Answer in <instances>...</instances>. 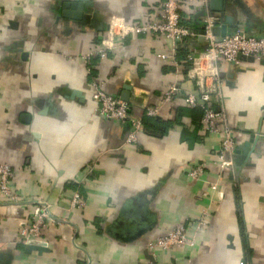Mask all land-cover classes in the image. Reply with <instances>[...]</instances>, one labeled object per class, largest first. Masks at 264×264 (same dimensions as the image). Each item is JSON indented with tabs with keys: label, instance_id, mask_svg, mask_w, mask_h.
Masks as SVG:
<instances>
[{
	"label": "crops",
	"instance_id": "crops-1",
	"mask_svg": "<svg viewBox=\"0 0 264 264\" xmlns=\"http://www.w3.org/2000/svg\"><path fill=\"white\" fill-rule=\"evenodd\" d=\"M67 1L0 0V163L12 169L23 206L0 200V264H264V61L219 60L217 79L207 80L216 89L210 106L224 112L235 147L257 138L239 166L220 169L219 137L183 99L197 92L186 73L203 43L180 44L185 72L183 62L174 68L158 57L170 50L160 35L126 37L91 63L92 79L119 99L129 88V119L157 107L156 118L173 122L161 137L142 128L136 143H126L129 119L96 112L83 56L106 36L111 18L158 19L164 0H88L87 23L60 15ZM179 13L193 30L210 14L220 37L236 30L264 37V0H224L220 16L209 1L207 8L183 3ZM172 84L177 93L163 103ZM72 91L78 97L69 98ZM194 163L204 165L197 180L187 173ZM91 164L79 184L84 207L72 209L73 184ZM36 204L50 217L37 242L46 249L22 253L17 239ZM203 215L197 231L191 224ZM178 224L192 247L153 246Z\"/></svg>",
	"mask_w": 264,
	"mask_h": 264
},
{
	"label": "built area",
	"instance_id": "built-area-1",
	"mask_svg": "<svg viewBox=\"0 0 264 264\" xmlns=\"http://www.w3.org/2000/svg\"><path fill=\"white\" fill-rule=\"evenodd\" d=\"M209 0H164L158 19L148 20L138 24H126L122 19L111 18L107 24L106 36L101 38L97 46L83 56V62L90 71L93 60H104L107 54L113 51L119 43L128 36L139 34H157L168 40L170 50L167 53H161L158 57L168 65L177 68V49L186 39L203 37L204 48L200 50L197 56L189 58L190 67L187 70V77L195 81L197 87L196 93L185 95L184 104L188 108H198L201 110V122L209 133L216 134L219 137L218 161L220 169H225L232 165V154L235 148V142L232 136L231 128L228 126L224 112L215 110L210 106L211 92L207 85V80L217 79V63L219 60L232 65H237L239 56L243 58H252L264 61V37L249 36L240 30H236L227 36H218L215 33L216 19L212 15H207L201 20L200 35L197 30L182 26L180 23L179 8L183 3L199 5L207 8ZM91 98L94 101L96 112L107 120L116 122L126 121L129 113L128 103L113 97L106 93L102 84L92 79L90 82ZM177 86L170 85L163 94L162 102L169 103L177 93ZM158 112L157 107H148L144 115L154 117ZM141 129V118L132 117L129 119V132L126 137V143H136L138 133ZM93 164L88 170L81 173L76 179L78 186L86 180L90 174ZM204 165L194 163L187 171L188 176L194 180L200 179L204 173ZM13 171L8 164L0 163V200L11 206L21 207L20 198L12 186ZM214 189V186L211 187ZM72 209H83L84 200L78 190H75L70 200ZM205 215V214H204ZM199 218L192 226L195 230H202L205 225V216ZM49 214L44 206L35 205L31 218L27 220L19 232L17 243L22 246L38 242L41 237L45 220H49ZM194 241L192 237L187 236L186 228L183 224H178L172 230L163 236L157 238L153 244L154 247L166 251L172 248L192 247ZM244 264V263H241Z\"/></svg>",
	"mask_w": 264,
	"mask_h": 264
},
{
	"label": "water",
	"instance_id": "water-1",
	"mask_svg": "<svg viewBox=\"0 0 264 264\" xmlns=\"http://www.w3.org/2000/svg\"><path fill=\"white\" fill-rule=\"evenodd\" d=\"M223 3L224 0H209V4L210 6H212V9L214 12H217L218 15L220 16L223 13ZM92 7V4L90 2H88V0H72V1H67L64 2L61 6L62 11L60 13V15L64 18H72L74 20H78L81 21L82 23H87L89 22L90 16L88 14H85V12L90 9ZM214 17V16H213ZM223 17V16H222ZM224 21L225 23H228V18L226 16H224ZM226 24H224L222 26V32L224 35L225 33V26ZM200 29V27H199ZM200 35L203 34L202 30L198 31ZM198 41L201 43H203V37L200 36L198 38ZM201 48H204V45H201ZM243 58L241 56H239V59ZM252 59V58H249ZM124 91H127L129 88L128 87H124L123 88ZM126 92H123L121 95V100L122 101H127L128 100V94ZM74 96L78 97V93H76L75 91H72V93L70 94L69 98H74ZM257 138H252V136L243 144L237 145L234 149V158L232 157V163H235L236 165L239 166V164H241L240 162V158L239 156L246 157L247 155H249V153H251L250 150V145L251 144H256ZM46 248L43 245H39L36 242L25 245L24 246V251L22 253H29L31 251H44ZM149 259V261H151L153 263V259L151 256L147 257Z\"/></svg>",
	"mask_w": 264,
	"mask_h": 264
},
{
	"label": "trees",
	"instance_id": "trees-1",
	"mask_svg": "<svg viewBox=\"0 0 264 264\" xmlns=\"http://www.w3.org/2000/svg\"><path fill=\"white\" fill-rule=\"evenodd\" d=\"M176 55H177V60L183 62V64L186 65V67L184 69L185 72H186V70L188 69V65H187V62H186V53H185V51L181 47H179L177 49V54ZM89 74L90 75H89V79L88 80L91 82L92 78H94L95 75L92 73L91 69H90ZM190 110L191 111L193 110L194 112L196 111L198 119L201 120L202 112H201L200 109H198V108H190ZM172 123H170L169 121H162V120L156 118V116L148 117V116L143 115V117L141 118V129L143 128L144 132L148 133L151 136L161 137V136H163V135H165L167 133V131L169 130V128H170ZM73 189H74V191L78 190L80 192V186L75 185V183L73 184Z\"/></svg>",
	"mask_w": 264,
	"mask_h": 264
}]
</instances>
